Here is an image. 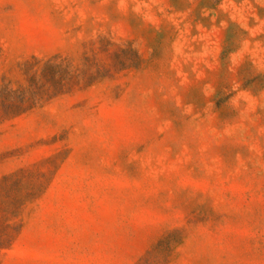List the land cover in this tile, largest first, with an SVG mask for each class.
I'll return each mask as SVG.
<instances>
[{"label": "rangeland", "instance_id": "obj_1", "mask_svg": "<svg viewBox=\"0 0 264 264\" xmlns=\"http://www.w3.org/2000/svg\"><path fill=\"white\" fill-rule=\"evenodd\" d=\"M0 264H264V0H0Z\"/></svg>", "mask_w": 264, "mask_h": 264}]
</instances>
